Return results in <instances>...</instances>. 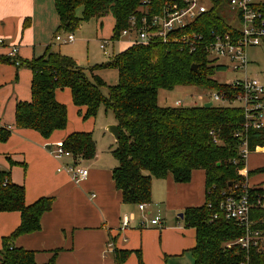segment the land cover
<instances>
[{"label":"trees","instance_id":"obj_1","mask_svg":"<svg viewBox=\"0 0 264 264\" xmlns=\"http://www.w3.org/2000/svg\"><path fill=\"white\" fill-rule=\"evenodd\" d=\"M227 1L211 0L210 9L188 28V32L203 36L204 42L194 51L172 41L133 43L112 54L105 63L89 68L90 75L70 56L53 51L49 46L29 61L17 58L18 64L7 55L0 56V62L25 65L31 71L30 99L15 105L16 128H30L44 138L63 130L67 125V107L56 100L57 89L70 90L79 114L84 110V119L94 118L101 105L112 111L119 138L111 151L117 162L111 172L123 202L150 204L153 178L171 175L175 182L185 183L193 170L204 171L205 201L200 206L185 208L181 218L186 227L195 229L196 244L190 249L193 264H240L245 260L246 252L235 243L243 229L217 214L219 202L226 195L240 193L246 175L249 178L264 170L263 167L245 170L240 154L242 138L236 134H245L249 150L254 151L256 146L264 147V131L243 130L244 114L240 107L158 104L159 89L179 85L232 95L225 84L213 78L221 66L213 64L205 49L212 32L231 28L222 12ZM139 3L140 0H53L58 16L56 33L73 32L82 21L111 14L115 23L110 39L115 40ZM258 4L264 16V0ZM80 6L82 11L78 17L76 9ZM192 64L197 65L196 71L191 69ZM103 68L117 72V82L108 86L107 97L100 90L106 83L95 73ZM11 132L9 127H0V141H6ZM214 137L219 143L213 141ZM63 146L70 151L74 162L90 160L96 154L90 132L70 133L63 139ZM247 192L253 215L264 218L262 188L249 187ZM24 196V187L12 182L8 171L0 170V212L20 213L19 225L2 238L0 264H36L34 251L15 246L14 240L40 229L41 216L50 209L52 198L41 197L26 204ZM214 214L218 216L213 219ZM131 252L115 249V264L124 263ZM136 254L138 264H143L140 251ZM247 256L248 264H264V252L251 249Z\"/></svg>","mask_w":264,"mask_h":264},{"label":"crops","instance_id":"obj_2","mask_svg":"<svg viewBox=\"0 0 264 264\" xmlns=\"http://www.w3.org/2000/svg\"><path fill=\"white\" fill-rule=\"evenodd\" d=\"M57 26L53 0H0V39L3 40L0 56H6L10 46L17 47L16 58L21 61L41 55L47 46L55 51L50 38ZM110 44L111 53L115 54V41ZM11 64L0 62V124L12 130L6 141H0V170L8 171L10 180L24 187L26 204L41 197L52 198L50 209L41 216L40 229L18 236L14 245L33 250L36 264H115V249L132 251L122 264H138V250L143 264H165L168 258L190 251L196 244L195 229L182 225L178 214L186 207L204 203V171L193 170L185 183L175 182L171 175L153 178L151 204L144 209L122 201L121 192L112 179L114 163L105 162L97 153L90 160L78 161L88 170L87 176L72 179L58 168L73 160L67 157L59 160L53 150L55 144L70 133L88 129L70 122L69 118L63 130L54 131L48 138L30 128L14 127L16 103L28 101L31 96V71L29 79L27 74L25 78L19 66L15 65V70ZM21 76L24 82L28 80L29 91L28 83L25 88ZM55 98L67 106L68 112L74 111L68 88L57 89ZM260 166L246 165L245 170ZM260 181L256 180L253 186L257 187L255 184ZM174 212H179L174 224L166 223L161 228L162 219L168 220L169 214ZM147 215L150 219L159 215L161 229H157V225L150 226ZM124 216L128 218L126 227L122 226ZM19 223L18 211L0 212V247L2 238Z\"/></svg>","mask_w":264,"mask_h":264},{"label":"built area","instance_id":"obj_3","mask_svg":"<svg viewBox=\"0 0 264 264\" xmlns=\"http://www.w3.org/2000/svg\"><path fill=\"white\" fill-rule=\"evenodd\" d=\"M259 1L228 0L226 4L234 12L235 23H230L231 28L228 30L212 32L211 38L206 41L205 45L208 57L214 60V65L221 66V70L228 69L235 74H240L229 82H223L232 91L231 96L225 92L211 91L209 100L212 104L221 102L218 105L240 107L244 114L242 128L245 131L249 128L264 131V83L256 76H249L250 62L247 56L249 47L264 49V16L258 4ZM211 6V0H140L136 10L129 15L127 26L121 30L118 38L101 40L99 46L101 49H105V46L112 41L120 42L125 37L126 41L124 42L129 45L133 43L148 44L153 40L172 41L189 46L190 51H194L196 46L204 42L203 36L187 30ZM54 39L69 43L73 42L74 36L72 32H64L63 35H55ZM1 44H3L2 39H0ZM16 54L17 47L10 46L7 56L15 59L18 64ZM175 104L179 106L181 101L177 100ZM0 127L6 126L0 124ZM236 135L242 138L240 154L245 163L251 152L248 148L247 137L241 132ZM213 141L219 143L215 137ZM262 148L264 147L256 146L255 150ZM53 154L59 160L64 157L72 159V154L64 148L63 141L55 144ZM58 170L66 171L74 180L85 178L88 174L86 168L74 161L71 164H60ZM244 180L243 190L240 193L233 192L226 195L219 202V212L217 213L243 229V234L235 242L246 252L245 260L240 264H248L247 253L249 250L255 249L264 252V218L253 215L251 198L247 192V188L251 187L247 175ZM258 203L260 204V200ZM138 206L140 209H144L146 205L139 204ZM217 214L213 215V219L217 218ZM160 220V216L156 215L149 220V223L158 225ZM127 224L128 218L124 216L122 226L126 227ZM108 245L111 247V242Z\"/></svg>","mask_w":264,"mask_h":264},{"label":"rangeland","instance_id":"obj_4","mask_svg":"<svg viewBox=\"0 0 264 264\" xmlns=\"http://www.w3.org/2000/svg\"><path fill=\"white\" fill-rule=\"evenodd\" d=\"M259 1V0H255ZM205 4L207 2L205 1ZM223 16L229 23H235V15L234 12L230 10L228 4H226L225 8L222 7ZM82 8L81 6L76 9V16H81ZM114 18L111 14L102 15L101 17H94L89 19L88 21H82L80 25L73 30V36L75 40L69 43H63L61 41L53 40L54 35L57 34V27L54 28L53 32L51 31L52 37V45L55 47V51L61 52V54L70 56L76 64L83 68L84 71L90 75L89 68L97 65L105 63L111 57V46L112 44H108L105 46V49H101L100 39H107L111 38L114 28ZM59 34L63 35L64 32H58ZM126 38H122L120 42H115V54L119 53L123 49L127 47ZM104 50L109 51V53H104ZM39 51V49L37 50ZM67 53V54H65ZM247 56L250 62L248 73L249 76H256L261 82L264 83V49L260 47H249L247 49ZM15 70L16 66L11 64ZM19 70H22L23 74L25 73L30 76V69L25 65H21L17 67ZM106 83V85L100 88L101 93L103 96L108 95V86L113 85L117 82V72L115 69L111 68H103L97 69L95 71ZM240 76V74H235L231 70H219L217 71L213 78L219 82H229L234 77ZM23 79L24 87L27 88L26 82L28 80L21 76V81ZM28 83V91H29V82ZM22 88V83H20V89ZM210 93L211 90L205 88H199L190 85H179L174 86L171 89H159L157 94L158 104L161 106H176L175 102L177 100L181 101V106H192V105H202L208 101H210ZM213 104H221V102H213ZM74 106V105H73ZM67 107V106H66ZM68 109V108H67ZM82 115L84 114V110L81 111ZM82 115L79 114L78 108L74 106V111L71 109L67 110V122L68 118L69 121H73L74 124H78L83 126V128L88 129L84 132H90L92 134L93 140L95 142L96 153L99 155V158H103V160L111 161L116 165V160L112 156L111 151L116 147V140L107 130V126L112 124L115 121V117L110 109H106L103 105H101L96 113L94 118H83ZM62 132V131H59ZM81 161V160H80ZM255 164H260L264 168V150H254L251 151L245 162V166L248 165L250 167H254ZM254 169V168H253ZM252 169V170H253ZM251 170V169H248ZM249 185L253 186L256 180H261L259 183L255 184L257 187L262 188L263 190V197H264V170L258 173H254L249 178ZM151 204V203H150ZM150 204H145L148 207ZM203 204V203H202ZM201 204V205H202ZM200 206V205H198ZM193 207V206H190ZM187 208V207H186ZM152 211V208H150ZM179 212H174L169 214L167 217L168 220L162 219L161 226H165L166 223L169 224L173 222L175 217ZM162 215V214H161ZM147 220L149 221L150 216H146ZM145 220V218H144ZM182 225H184L183 220H180ZM164 223V225H162ZM151 226V225H150ZM157 225V229H161ZM185 226V225H184ZM192 228V227H191ZM165 264H193V258L191 252L186 250L181 255L175 256L174 258H168Z\"/></svg>","mask_w":264,"mask_h":264},{"label":"water","instance_id":"obj_5","mask_svg":"<svg viewBox=\"0 0 264 264\" xmlns=\"http://www.w3.org/2000/svg\"><path fill=\"white\" fill-rule=\"evenodd\" d=\"M191 69L193 71L197 70V65L196 64H192ZM212 105L211 101H208L206 103H204L205 107H209ZM107 130L110 134H112V136L115 138V140L117 141L119 138V130H118V126L116 124H111L109 126H107ZM230 184V183H229ZM180 218H182V213L178 214Z\"/></svg>","mask_w":264,"mask_h":264}]
</instances>
